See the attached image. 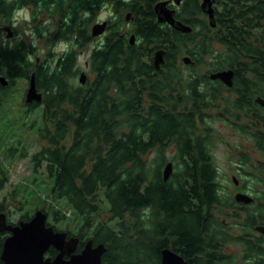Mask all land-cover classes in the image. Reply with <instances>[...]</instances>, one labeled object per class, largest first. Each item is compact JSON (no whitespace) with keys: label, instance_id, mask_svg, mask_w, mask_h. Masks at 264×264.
Here are the masks:
<instances>
[{"label":"trees","instance_id":"obj_1","mask_svg":"<svg viewBox=\"0 0 264 264\" xmlns=\"http://www.w3.org/2000/svg\"><path fill=\"white\" fill-rule=\"evenodd\" d=\"M104 2L108 1L18 0L9 5L0 0L1 19H10L13 10L22 6H35L33 17L50 8L58 11L61 29L56 40L73 47L55 65H36L25 45L0 48V75L5 73L14 82L30 81L35 74L43 94L41 103H25V116L42 107L31 128L45 145L30 162L35 174L44 168L42 174L54 198L47 211L44 203L36 212L48 215L47 226L85 241L80 242L78 252L88 240L104 245L102 264H162L165 249L188 262L193 257L197 264L221 262L219 244L227 238L217 217L234 199L225 192L214 163L213 124L203 118L214 112L224 122L227 116L243 121L242 112L254 104L255 92L264 87V35L253 47L244 40L247 33L238 28L239 20L255 27L264 19V0L223 1L220 26L229 33H214L206 23H197L200 1L185 0L177 17L193 29L188 34L158 24L154 9L158 0H116V22L89 56L91 78L77 85L73 80L78 59L72 42L83 36L87 46L92 38L87 32L92 17L84 20L80 13L93 14ZM125 11L137 23L133 45ZM225 42L230 45L229 55L216 49ZM158 50L166 51L159 70L152 62ZM242 52L250 64L241 62ZM185 57L191 58L190 65L183 63ZM203 67L208 71H201ZM229 70L237 76L232 90L236 95L230 97L211 79L212 74ZM248 70L255 81L242 77ZM220 106L230 110H214ZM257 139V147L264 151V135ZM21 155L27 157L26 152ZM250 161L248 156L240 157L246 176L243 185L252 197L264 200L255 189L264 186V163L257 172ZM169 162L173 173L165 181L163 172ZM6 173L2 172L0 191L8 180ZM18 192H22L20 187ZM21 204L24 207L26 199ZM146 208L150 209L147 213L142 211ZM6 209L0 203V214L6 215ZM33 216L23 214L18 223ZM248 218L246 231L254 229L258 218L264 221V209ZM69 221L72 228L57 227ZM7 237V232L0 233V264H5L1 256ZM49 255L54 257L56 251L50 250Z\"/></svg>","mask_w":264,"mask_h":264},{"label":"rangeland","instance_id":"obj_2","mask_svg":"<svg viewBox=\"0 0 264 264\" xmlns=\"http://www.w3.org/2000/svg\"><path fill=\"white\" fill-rule=\"evenodd\" d=\"M109 19L100 22L102 23ZM60 20L61 17L58 11H54L51 8L45 11L42 10L35 17L32 14L30 24L19 23L13 26L16 31L15 36L9 38L6 31L0 30V46L4 44L5 46L3 47L14 49L25 45L31 49L33 54L30 57H32V60L36 64L38 62L40 65H55L56 60L65 53L53 51L57 42L62 40H56V33H59L61 29ZM114 22L116 21L112 23ZM8 24L13 25L12 18L2 19L0 22V26L3 27ZM32 33H34V36L31 35ZM4 34L7 36V42L3 38ZM19 34L22 39L18 40L17 37ZM102 39L103 37L96 39V41H91L84 47L74 46L77 52V59L81 55L84 58L82 60L78 59L77 61L78 73L73 83L80 85L79 76L82 72H85L89 76L87 81L91 78V72L88 66H86V63L89 60L91 51L100 45ZM71 48L73 47L70 45L68 50ZM216 49L222 50L218 45ZM207 61L210 62V58ZM201 71H208V67H203ZM4 74L2 76L7 77ZM29 86L30 81L27 80L17 79L14 82L9 80V85L2 87L4 89L0 90V180L2 172L7 171L5 175L8 177L4 189L0 191V203H4L7 206L5 213L8 218V223L11 224H18L23 214L35 215L36 210L42 207L44 203H46L44 208L46 211L54 203V198L49 193L50 182L46 180L47 177L45 174H42L44 168L41 172L35 174L30 162V157L38 152L45 143L38 139V133L35 129L31 128L32 120L38 117L39 112L42 111V107L39 108L40 111L29 112L25 116L26 111H28L27 103L25 104V94ZM38 91L42 93L41 90L38 89ZM217 116L214 112L205 113L203 119L208 122L211 121L213 124L215 133L213 156L214 163L220 172V181L224 187L231 186L233 185L232 177L235 175L241 183H244L243 181L246 180V176L242 175L243 172L239 168L241 164L238 156L245 146L239 145L240 141L237 138L229 139L228 134L231 132L224 126V121L218 119ZM24 122H26L25 125ZM13 147L18 149V151L12 153L11 149ZM22 152H26L27 157L23 158L21 155ZM250 155L251 168L260 172L258 170H261V167L257 166L259 164L256 159L259 158V160L264 162V157L259 152L253 153L251 151ZM19 187L22 191L20 193L18 192ZM24 198L27 204L23 207L21 202L23 200L25 201ZM57 227L65 230L66 227L72 228V223L69 221L67 225L64 223Z\"/></svg>","mask_w":264,"mask_h":264},{"label":"flooded vegetation","instance_id":"obj_3","mask_svg":"<svg viewBox=\"0 0 264 264\" xmlns=\"http://www.w3.org/2000/svg\"><path fill=\"white\" fill-rule=\"evenodd\" d=\"M5 1L8 2L9 5H13L15 1H18V0H5ZM107 1L108 3L114 5L115 15L113 16L112 19H109L108 21L101 23L100 21L97 20V13L100 11V9H95L93 11V14L90 15L92 17V22L87 28L88 34L92 37L91 38L92 42L96 41V39L104 37L107 34V31L113 25L112 22L115 21L116 16L118 15L116 13L117 8H118L116 4V0H107ZM184 1L185 0H180V5H177L175 3V0H161L159 2H169L168 8L175 11V14H174L175 19L181 22V20L178 19L177 15L180 12V10L183 8ZM199 1H200L199 4L202 8L203 0H199ZM223 1H225L226 3L227 0H214L213 2L214 23L216 25L215 27L211 26L210 21H209V15L205 13L203 9L201 10L200 15L195 17V20L199 21L197 23H200V24L206 23V25H208L214 33L219 32V31H223L224 33H229L228 30H225V28H221L220 26L222 9L224 8L221 4ZM28 7L31 9L32 13L37 11L35 6L33 5L28 6ZM120 12L122 15H124L123 10H121ZM125 14H127L124 19L126 22V26H127L126 30L133 31L132 36H135V41H136V28H137L136 19L132 13L126 12ZM155 16L158 22L156 12H155ZM1 18H4V17H1ZM103 23H107L106 32L101 36L93 37L92 36L93 28L96 25L103 24ZM239 23L240 24L238 28L240 29V31L242 30L243 32L247 33V36L246 37L244 36L245 42L247 39V41H250V43H248L249 45H253V47H257L258 44H260L259 42H260L261 37L264 35V19L259 20V24L257 23L255 27L246 26L245 24H242L241 20H239ZM158 24L160 23L158 22ZM160 25L169 26L170 28H172L167 23L160 24ZM0 30L4 32L6 31L8 33L9 38L16 35V31L14 30V27L11 24L6 25L5 27L0 26ZM72 45L74 46L76 45V47H84L85 44H84L83 36L81 38L79 37L76 44L72 42ZM3 46L5 45L2 44L0 48H5ZM222 49L226 55H229L230 45L228 42H225ZM154 55L152 56L153 63H154ZM248 57L249 56L246 53L242 52L241 62L250 64L251 59ZM36 65H39L38 62ZM86 66L89 67V62L86 63ZM250 71L251 70H248L245 73H242V77L245 79H254V75ZM236 77L237 76L234 75L232 86H228L223 81L218 80V79L212 80V81L220 83L225 89L226 95L230 97V96L236 95L235 92L232 91L236 85ZM253 81H255V79ZM254 96H255L254 104H251V106L248 107V109H244V111L242 112L243 115H241L242 116L241 119H243V121H234L233 118H229L228 116L226 117L224 115L228 119V122L226 121L224 122V126L231 132L228 134L229 139L237 138L240 141L239 145L245 146V148L242 147L243 149L241 151V154L239 155L238 153L239 158L241 156H248L249 158L250 156H254V155H250L251 151L253 153L259 152L264 157V151L257 147L258 140H259L257 138H259L260 136L262 137L264 135V122L261 121V119L264 118V107L257 102L258 99L264 100V87L262 88L261 91L255 92ZM232 100L234 101L235 97ZM25 103H26V100H25ZM27 105H30V104H27ZM222 108L230 110L229 107L227 108L225 106H222ZM222 108L220 106V107L214 108V110L220 111ZM223 136L221 137L223 138ZM256 160H258V164H259L257 166H260V164L264 163L261 160H259V158H257ZM239 168L242 169V166H240ZM232 178H233L232 180L233 185L224 187V190L225 192L229 194L230 197L234 199V201L228 202L227 207H225L222 212V215L217 217V219L223 223L222 230L225 232L224 236L225 238H227V240L219 244L218 254L221 256L222 259H221V262L217 261L216 264H249V261H251V264H264V221L258 218L254 229L246 231V228H245L249 220L248 218L249 215L252 213H256L258 211L260 213V210L264 209V200L258 197H252V193H250L251 191L249 190L248 187L244 186L243 183H241V181L235 175ZM255 189L256 191L261 192V195L263 194L261 197L264 198V186H256ZM238 194H247L251 196L253 200L249 203L238 202L235 200V197ZM12 225H17V224H12ZM260 229H262L263 231H261ZM7 235L9 236V233H7ZM71 237L79 239L78 247L79 245H81L80 242L81 243L85 242L82 239L78 238L77 236H73V235H68V240ZM88 241H86V243ZM85 245L83 246L80 252H82ZM93 246L95 247L94 243H93ZM78 247L76 250L77 254L80 253L78 252ZM52 249L56 251V255L54 257L49 255V252ZM50 250L46 253L45 259L50 258L53 260L58 255V251L55 250L54 248H50ZM66 259H68V257H66ZM194 259H195L194 257L191 259L192 263L188 262L186 259L185 260L189 264H197L194 261Z\"/></svg>","mask_w":264,"mask_h":264},{"label":"water","instance_id":"obj_4","mask_svg":"<svg viewBox=\"0 0 264 264\" xmlns=\"http://www.w3.org/2000/svg\"><path fill=\"white\" fill-rule=\"evenodd\" d=\"M214 0H203L202 9L209 15V21L212 27L214 23ZM169 2H158L155 5V12L160 24L167 23L175 30L181 33H192L190 26L183 24L175 19V11L168 8ZM180 5V0H175ZM107 24H99L93 28L92 36H101L106 32ZM130 44H135V36H131ZM165 50H158L154 55V66L157 70L165 64ZM185 65H190V57L182 59ZM234 72L221 71L211 75L212 80H221L226 85L232 86ZM87 75L82 72L79 76L81 85L86 84ZM0 84L3 87L9 85L7 78L0 76ZM43 95L36 86V76L33 74L30 78V86L26 93V103H41ZM257 102L264 107V100L258 99ZM173 173V163L169 162L163 172L164 180L167 181ZM238 202L249 203L253 199L246 194H238L235 197ZM48 215L42 211H37L30 221L20 222L17 225L8 224L7 216L0 214V233H9L4 241L1 259L5 264H102L103 255L106 247L102 244L93 246V241L89 240L82 252L76 253L79 239L71 237L68 240V233L56 231L53 227L47 226ZM263 231L262 229H260ZM54 248L58 255L52 260L45 259L46 253ZM162 264H189L180 254L165 249L163 251ZM68 257V259H66Z\"/></svg>","mask_w":264,"mask_h":264},{"label":"clouds","instance_id":"obj_5","mask_svg":"<svg viewBox=\"0 0 264 264\" xmlns=\"http://www.w3.org/2000/svg\"><path fill=\"white\" fill-rule=\"evenodd\" d=\"M82 19L87 20L91 13H89L87 10H82L80 13ZM115 15V10H114V5L108 3V2H104L101 4L100 7V11L97 13V20L98 21H103L106 19H109L111 17H113ZM12 20H13V26H15L16 24L19 23H31L32 20V11L28 6H22V7H17L16 9L13 10L12 13ZM32 36H34V33L31 34ZM4 40L7 42V36L6 34H4L3 36ZM17 39H22V37L19 36L17 37ZM35 46V45H33ZM70 47V42L65 41V40H60L57 42L55 48L53 49V51L55 52H66ZM84 57L83 55H81L80 57H78V59L82 60ZM150 209L146 208L142 211H144L145 213H147ZM249 264H251V261H249Z\"/></svg>","mask_w":264,"mask_h":264}]
</instances>
